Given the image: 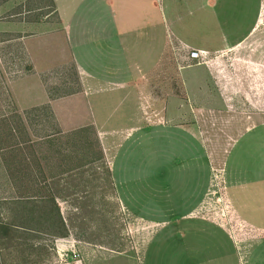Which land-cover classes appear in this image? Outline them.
I'll use <instances>...</instances> for the list:
<instances>
[{
	"label": "rangeland",
	"instance_id": "rangeland-1",
	"mask_svg": "<svg viewBox=\"0 0 264 264\" xmlns=\"http://www.w3.org/2000/svg\"><path fill=\"white\" fill-rule=\"evenodd\" d=\"M88 2L98 1L0 0V147L34 139L0 150V219H13L14 182L37 178L41 189L30 193L53 194L67 230H12L0 238V264H165L182 239L225 236L217 225L247 250L262 234L240 221L228 192L246 160L242 149L248 166L263 163L264 126L228 148L252 119L222 116L199 94L202 67H189V49L177 41L164 48L160 39L163 52L142 85H82L63 56V29L73 11L70 29L89 28ZM128 7L121 13L131 14ZM179 9L189 32L214 30L213 8L186 0ZM198 248L204 255L214 247Z\"/></svg>",
	"mask_w": 264,
	"mask_h": 264
},
{
	"label": "crops",
	"instance_id": "crops-1",
	"mask_svg": "<svg viewBox=\"0 0 264 264\" xmlns=\"http://www.w3.org/2000/svg\"><path fill=\"white\" fill-rule=\"evenodd\" d=\"M97 1L88 2L93 11L89 28L70 29V21L75 16L73 11L70 23L63 29L69 43L68 51L63 49V56L74 62L82 85H142V76L148 68H155L163 52L159 50L160 39L164 48L177 41L185 49H201L208 55L205 62L189 65L202 67L194 82L201 87L199 94L206 99L212 97L222 116L237 117L240 113L252 119L237 130L238 135L232 137L233 143L228 148L239 142V137L246 132L258 125L264 126V0H190L197 9L213 8L214 16L210 21L214 22V30L201 31L199 25L198 32L188 31L183 19L185 13L179 9L186 0ZM116 3L117 7L123 6L117 9V14L116 9L111 10ZM127 6L129 15L121 13ZM143 9L145 13L141 15L139 12ZM59 12L62 21L67 19L63 9ZM144 22L149 25L148 31L140 29ZM187 84L191 85L190 81ZM256 107L262 109L256 112ZM232 111L236 113L231 114ZM255 117L262 120L255 121ZM242 150L246 160L241 163V172L231 177L228 196L240 221L262 237L254 239L249 248L242 251L241 246L247 243H240L215 223L226 238H209L208 244L182 239L181 247H171L166 253L165 264H264V160L254 169L248 166L247 148ZM231 228L235 229L233 225ZM202 245L214 248L206 249L203 255V249H196Z\"/></svg>",
	"mask_w": 264,
	"mask_h": 264
},
{
	"label": "trees",
	"instance_id": "trees-1",
	"mask_svg": "<svg viewBox=\"0 0 264 264\" xmlns=\"http://www.w3.org/2000/svg\"><path fill=\"white\" fill-rule=\"evenodd\" d=\"M14 134V133H11ZM14 136H16L14 134ZM32 138H22L12 141L6 146H1L0 150L5 148L17 149L27 142H32ZM26 165V164H25ZM25 167V166H24ZM28 167V165H26ZM25 167V168H26ZM40 181L34 178L31 181L14 182L18 191L8 197V202L14 206L13 219L10 221L0 219V238L10 236V232L16 229L22 230H37L36 226H43L44 232L49 235L58 234L60 236L66 235L67 230L61 217L59 206L53 194H45L38 192L31 194L30 189L38 186L41 189ZM45 182V181H43ZM18 192V193H17ZM59 222V230L54 229ZM57 231V233H55ZM4 233V234H2Z\"/></svg>",
	"mask_w": 264,
	"mask_h": 264
},
{
	"label": "built area",
	"instance_id": "built-area-1",
	"mask_svg": "<svg viewBox=\"0 0 264 264\" xmlns=\"http://www.w3.org/2000/svg\"><path fill=\"white\" fill-rule=\"evenodd\" d=\"M207 54L204 50L201 49H190L188 52V58L190 59L191 64H198L206 61Z\"/></svg>",
	"mask_w": 264,
	"mask_h": 264
}]
</instances>
